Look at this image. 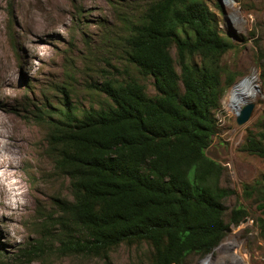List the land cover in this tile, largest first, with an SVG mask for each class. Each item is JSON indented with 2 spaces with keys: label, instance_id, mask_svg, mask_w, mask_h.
I'll return each mask as SVG.
<instances>
[{
  "label": "trees",
  "instance_id": "16d2710c",
  "mask_svg": "<svg viewBox=\"0 0 264 264\" xmlns=\"http://www.w3.org/2000/svg\"><path fill=\"white\" fill-rule=\"evenodd\" d=\"M141 1L125 53L155 93L134 78H111L98 87L110 103L81 116L73 106L42 108L35 117L48 126L47 153L71 195L47 216L59 227L51 244L110 264L114 248L144 243L148 261L132 264H185L210 253L226 228L248 215L235 207L225 221L224 200L234 191L221 184L223 165L205 153L216 132L213 112L233 83L230 74L222 84L219 65L233 43L218 32L204 0ZM242 150L264 157V122ZM256 224L264 239V219ZM41 245L37 240L28 252Z\"/></svg>",
  "mask_w": 264,
  "mask_h": 264
},
{
  "label": "rangeland",
  "instance_id": "374dc122",
  "mask_svg": "<svg viewBox=\"0 0 264 264\" xmlns=\"http://www.w3.org/2000/svg\"><path fill=\"white\" fill-rule=\"evenodd\" d=\"M56 1L0 0V112L25 135L14 169L27 195V204L16 210L0 207V264H105L97 257L58 252L57 244H51L50 235L59 227L47 216L55 217V203L71 195L67 178L55 172L47 153L48 126L35 117L42 108L56 112L73 106L81 116L84 110L110 103L98 90L106 79L134 78L149 94L155 93L152 79L141 76L125 53L127 28L140 17L143 1ZM204 2L218 32L233 43L219 63L222 84L230 74L233 83L213 112L216 132L205 153L223 165L221 184L234 191L224 200L225 221L235 207H243L248 215L238 225H229L210 253L189 256L185 264H198L207 256L209 264H264V239L256 224L257 217L264 219V157L242 150L248 133L259 131L264 122V0ZM171 55L176 58L175 48ZM251 74L256 76L257 95L247 103H254L253 113L239 125L225 103L231 87ZM37 240L42 245L30 254ZM225 242L229 244L222 246ZM149 253L144 243L121 244L110 251V264L147 262Z\"/></svg>",
  "mask_w": 264,
  "mask_h": 264
},
{
  "label": "bare ground",
  "instance_id": "6f19581e",
  "mask_svg": "<svg viewBox=\"0 0 264 264\" xmlns=\"http://www.w3.org/2000/svg\"><path fill=\"white\" fill-rule=\"evenodd\" d=\"M40 24L39 26H42V28L47 27V23L40 22ZM255 77L254 74H251L249 78L242 79L229 90L228 100L225 104L227 110L233 115L237 116L242 106L256 97L257 90L253 84ZM24 136L22 128L16 124H9L7 118L0 112V207L5 211L16 210L19 206L27 204L26 192L14 169V162L18 158V148L21 146L20 140ZM228 244L225 242L222 246ZM227 257L230 256L227 255ZM207 259L208 256L198 264H206ZM218 263L224 264L222 260L215 262V264ZM210 264H214V262Z\"/></svg>",
  "mask_w": 264,
  "mask_h": 264
},
{
  "label": "water",
  "instance_id": "95a60500",
  "mask_svg": "<svg viewBox=\"0 0 264 264\" xmlns=\"http://www.w3.org/2000/svg\"><path fill=\"white\" fill-rule=\"evenodd\" d=\"M253 108L254 103L252 102L244 105L236 116V123L242 125L247 122L253 113Z\"/></svg>",
  "mask_w": 264,
  "mask_h": 264
}]
</instances>
